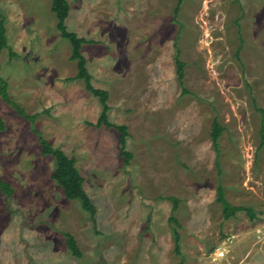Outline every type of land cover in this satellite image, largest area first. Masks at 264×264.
Segmentation results:
<instances>
[{"label":"rangeland","instance_id":"obj_1","mask_svg":"<svg viewBox=\"0 0 264 264\" xmlns=\"http://www.w3.org/2000/svg\"><path fill=\"white\" fill-rule=\"evenodd\" d=\"M67 1L68 29L94 42L82 54L109 93V120L128 127L132 160L116 129L88 124L102 105L74 79L52 1L0 0V78L36 116L0 95V179L14 190L0 191V264H264V0H183L178 15V0ZM34 130L76 160L94 216L52 179ZM219 186L254 218L225 219Z\"/></svg>","mask_w":264,"mask_h":264},{"label":"trees","instance_id":"obj_2","mask_svg":"<svg viewBox=\"0 0 264 264\" xmlns=\"http://www.w3.org/2000/svg\"><path fill=\"white\" fill-rule=\"evenodd\" d=\"M52 6L51 10L55 14L57 19V29L61 33V36L68 40L72 47L71 57L72 61L77 62L78 73L74 79H82L85 82L86 90L89 91L93 96L99 98L102 105V112L96 123H88L90 126L94 127H102L105 126L107 128H114L120 133V144L121 154L124 157L125 164L128 165L132 160V154L126 150V142L128 134V127L126 125H115L111 123L109 120V111L110 106L108 104L109 93L106 90L98 89L92 84V77L86 66V59L82 54V47L84 44L94 42L89 41L85 38L80 37L78 34L74 32H70L67 26V19L70 16V5L67 0H51ZM183 0H178V6L175 9L174 14L178 15L180 5ZM6 27L4 24V20L0 21V54L4 49L9 48L7 44V36H6ZM176 68H177V76L179 83L183 89V94H188V90L185 88V64L179 58L175 60ZM7 83L0 78V95L3 100L13 108L19 116L25 118L26 120L34 123L36 116H29L25 113V111L19 106L16 102L12 100V98L8 94ZM214 125L216 127L215 131L212 132V140L215 149L219 148V138L221 136V132L223 128L219 124L218 120L214 121ZM34 129V128H33ZM5 130V124L3 120L0 118V131ZM36 135L39 138V143L42 148V155L49 156L54 160L55 167L53 173L51 175L52 179L63 189L66 198L70 201H79L83 207V209L94 216L96 214V208L84 189V178L81 176L80 172L76 167V160L74 158H70L66 155V153L60 148H55L49 141H47L37 130H34ZM261 137L264 144V125L261 130ZM219 167V164L217 163ZM0 191L5 196V198L9 199L13 197L14 190L8 182L0 179ZM171 201L174 203V210L177 209L179 201L176 198H172ZM218 201L223 205V212L225 219H230L235 217L236 214L240 211H247L248 209L242 206H233L225 197V191L222 186L218 187ZM249 216L251 219L254 218L251 210H248ZM173 220V218L171 219ZM176 232V231H175ZM177 233V232H176ZM66 237V243L69 251L76 257L81 258V250L77 244L75 238L68 233L64 234ZM177 240L179 239V235H177ZM179 250V246L177 247Z\"/></svg>","mask_w":264,"mask_h":264},{"label":"built area","instance_id":"obj_3","mask_svg":"<svg viewBox=\"0 0 264 264\" xmlns=\"http://www.w3.org/2000/svg\"><path fill=\"white\" fill-rule=\"evenodd\" d=\"M261 234V230H259V235ZM259 238H260V236H259ZM217 255H224V252L221 250V247L219 248V250L217 251V253H216Z\"/></svg>","mask_w":264,"mask_h":264}]
</instances>
